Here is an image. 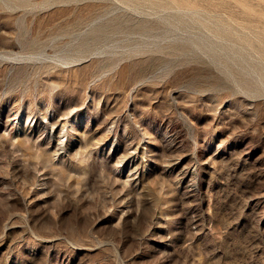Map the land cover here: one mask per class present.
Masks as SVG:
<instances>
[{"label":"rangeland","instance_id":"obj_1","mask_svg":"<svg viewBox=\"0 0 264 264\" xmlns=\"http://www.w3.org/2000/svg\"><path fill=\"white\" fill-rule=\"evenodd\" d=\"M0 264H264V0H0Z\"/></svg>","mask_w":264,"mask_h":264}]
</instances>
